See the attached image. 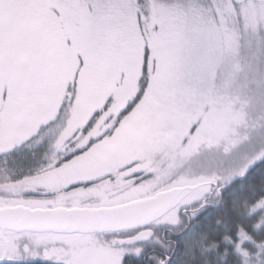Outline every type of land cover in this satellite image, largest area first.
<instances>
[{
	"label": "snow or ice",
	"instance_id": "snow-or-ice-1",
	"mask_svg": "<svg viewBox=\"0 0 264 264\" xmlns=\"http://www.w3.org/2000/svg\"><path fill=\"white\" fill-rule=\"evenodd\" d=\"M0 264H264V0H0Z\"/></svg>",
	"mask_w": 264,
	"mask_h": 264
}]
</instances>
